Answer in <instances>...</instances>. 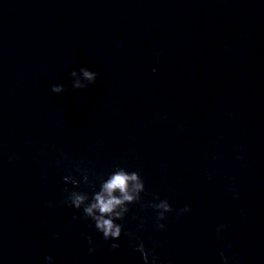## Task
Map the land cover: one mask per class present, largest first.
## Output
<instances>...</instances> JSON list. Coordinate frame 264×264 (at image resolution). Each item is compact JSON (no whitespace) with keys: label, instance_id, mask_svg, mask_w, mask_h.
I'll return each instance as SVG.
<instances>
[{"label":"water","instance_id":"water-1","mask_svg":"<svg viewBox=\"0 0 264 264\" xmlns=\"http://www.w3.org/2000/svg\"><path fill=\"white\" fill-rule=\"evenodd\" d=\"M82 66L99 77L75 90ZM117 166L146 191L105 241L63 177L91 195ZM140 241L158 264H264V0H0V264H144Z\"/></svg>","mask_w":264,"mask_h":264},{"label":"clouds","instance_id":"clouds-1","mask_svg":"<svg viewBox=\"0 0 264 264\" xmlns=\"http://www.w3.org/2000/svg\"><path fill=\"white\" fill-rule=\"evenodd\" d=\"M155 72L156 69H153ZM99 77L97 71L89 67L82 66L79 70L71 72V87L75 90L88 89L96 84ZM51 91L56 94H63L67 91L64 84H54ZM243 159V157H240ZM81 171L83 181L72 175H65L63 180L66 184L73 185V189H65L66 196L64 202L76 210H82L83 215L93 221L95 230L102 234L105 241H119L124 235L125 225L121 221H125L130 213V205H134L143 201V193L146 191V183L139 171H129L125 167L117 166L114 170L107 173L106 176L97 177L99 180L98 190H94L91 195L86 191H81L79 185L81 182L90 184L94 189L96 185L90 181L89 173L86 169H78ZM211 179V177H209ZM50 207L53 205H49ZM147 207L155 211V227L157 230L166 229L168 214L174 211L171 202L168 199H160L158 195L148 202ZM192 211L190 205L185 204L182 208L176 210L177 216H183ZM139 219L138 217H133ZM227 225H220L217 228L219 234ZM144 228L141 219L137 225V231ZM132 241H136L138 237L134 233H129ZM59 238V234H57ZM89 244H92L91 237H88ZM113 249L120 247L119 243H112ZM143 257L144 264H158V258L153 255L149 257L148 251L145 249L143 241H140L135 248ZM90 252L95 251L94 247L89 249ZM223 264H231V259L225 255L224 251H219ZM44 264H54V257L49 255L44 258Z\"/></svg>","mask_w":264,"mask_h":264}]
</instances>
